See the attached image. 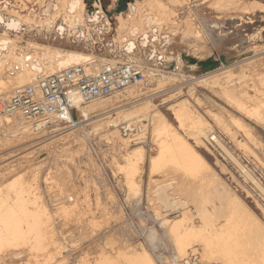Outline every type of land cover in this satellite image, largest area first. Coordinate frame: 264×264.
Masks as SVG:
<instances>
[{
    "label": "rangeland",
    "instance_id": "obj_1",
    "mask_svg": "<svg viewBox=\"0 0 264 264\" xmlns=\"http://www.w3.org/2000/svg\"><path fill=\"white\" fill-rule=\"evenodd\" d=\"M69 1L0 0V14L23 24L20 34L6 35L0 22V38L12 40V60L0 78V89L33 44L58 48L62 54L92 55L95 64L87 65L88 73H99L109 61H136L149 80L105 99L110 106L91 115L79 107L77 122L93 120L71 130L60 127L38 143L3 113L11 92L7 97L0 92V264H148V258L149 264H230L231 259V264H264V0L136 1L117 14L97 0L93 6L107 16L110 28L111 45L102 50L75 47L72 32L66 37L63 28L55 27H62L57 21L62 19L68 25L83 23L86 6L91 14L93 0H83L81 15V10H69ZM48 5L57 6L55 17L46 12ZM73 15L79 18L75 21ZM71 16L74 20L67 19ZM203 78L210 81L205 84ZM141 100L154 106L148 118L127 122L118 117L116 109L140 106ZM184 103L191 113L177 118L172 107ZM107 110L115 114L102 116ZM155 113L166 116L163 136L155 135ZM201 120L204 133L198 135L193 125ZM126 125L132 130L125 137L120 126ZM175 133L193 159L181 160L177 151L167 150L172 145L169 134ZM139 148L145 153L143 161L131 163ZM182 215L192 220L186 217L185 224ZM177 221L181 227L174 234L169 228ZM194 230L203 234L195 231L197 237ZM181 235L188 239L184 236V242ZM192 237L195 245L189 244ZM206 250V255L214 253L207 257Z\"/></svg>",
    "mask_w": 264,
    "mask_h": 264
},
{
    "label": "built area",
    "instance_id": "obj_2",
    "mask_svg": "<svg viewBox=\"0 0 264 264\" xmlns=\"http://www.w3.org/2000/svg\"><path fill=\"white\" fill-rule=\"evenodd\" d=\"M95 3L97 0H93L90 4L91 14L87 15L94 17L92 10H95L94 12L98 15H104L99 8L93 6ZM6 4L9 3L6 2ZM0 8H2V3H0ZM88 16H85L82 24L74 22L71 25L65 23L61 18L62 20L57 21L61 23L62 27H55H58V30L63 28L66 37L71 31L70 39L75 45L81 46L86 43L97 50L111 45V43H107L109 36L107 30L110 29L108 22L105 27L101 28L100 24H94L96 21H92V17L88 18L91 20L88 21L86 18ZM42 17L45 18V15ZM50 21L51 25L56 24H54L55 20ZM93 24L94 26H91ZM149 76L143 65L132 60L117 64L110 63V61L103 63L97 74L88 73L85 65H74L61 72L40 74L39 78L32 83L15 88L11 92L9 100L3 102V113L19 122V129H28L30 134L36 138L37 143L42 142L52 137L58 128L73 126L77 122L75 112L79 109L74 104L75 98L80 100V106L85 107L111 98L115 94L125 92L135 86L144 85L148 82ZM107 113L113 115L115 111L107 110L102 116ZM84 121L77 122V124ZM120 130L126 137L131 133L132 128L131 125H126L120 126ZM211 140L214 141L213 137Z\"/></svg>",
    "mask_w": 264,
    "mask_h": 264
},
{
    "label": "bare ground",
    "instance_id": "obj_3",
    "mask_svg": "<svg viewBox=\"0 0 264 264\" xmlns=\"http://www.w3.org/2000/svg\"><path fill=\"white\" fill-rule=\"evenodd\" d=\"M145 1H149V2H153L154 0H140V1H137L138 2V4H143ZM223 1H225V0H223ZM227 1V0H226ZM226 1H225V3H226ZM235 1V0H234ZM231 2H233V0H231ZM255 4V3H254ZM254 4H252V5H254ZM43 5V4H42ZM67 6H68V4H67ZM255 6V5H254ZM258 5H256V7H257ZM84 7L85 6H83V0H70L69 1V10L70 11H72L73 13L75 12H78V11H80L81 10V12H80V14H78V15H81V14H83L82 12H83V10H84ZM253 7V6H252ZM258 8V7H257ZM256 8H254L253 7V9L252 10H255ZM56 10H57V6H54V5H48V7H47V10H46V12L49 14V16H52V17H55L56 15V13L54 14V12H56ZM62 10V9H61ZM85 11V10H84ZM134 11H135V7H134V5H132L131 7H130V13H132V14H134ZM244 11H245V8H244ZM248 11V10H247ZM55 15V16H53V15ZM61 14V13H60ZM73 16H75V15H73ZM73 16H71V17H68L67 19H69V20H71V19H73ZM77 16V15H76ZM75 16V17H76ZM148 16V15H147ZM129 17V16H128ZM79 17H76L75 18V21H76V19H78ZM81 18L82 17H80V21H81ZM121 18H123L122 16H121ZM44 19V18H43ZM46 19V18H45ZM74 20V19H73ZM83 21V20H82ZM100 21V20H99ZM0 22H2L3 23V26H4V31H5V33H6V35L8 34V33H10V32H14V33H18V34H20L19 32H21L22 30H23V28H22V26H23V24L21 23V21L20 20H18V19H16V18H8V19H6V18H4L1 14H0ZM28 22V21H27ZM69 22V21H68ZM123 22V21H122ZM70 23V22H69ZM156 24V23H155ZM155 24H153V25H155ZM158 24V23H157ZM152 24L150 23V25H148V26H151ZM147 26V27H148ZM156 26V25H155ZM154 27V26H153ZM149 29V28H148ZM141 30V29H140ZM145 30V29H144ZM134 31V30H133ZM135 33V32H134ZM133 33V34H134ZM137 33H139V31L137 32ZM1 36V35H0ZM3 36V35H2ZM11 43H12V40L10 39V38H0V78H1V80H2V78H3V75H4V70H5V67H6V64L7 63H9L10 62V59L11 58H9V56L11 57L12 55H10L11 54V51H12V49H11ZM32 45V44H31ZM33 45H35V46H33L34 47V49H33V51L31 52V53H29V54H27V55H25V57H24V60H20L19 61V64H18V66L17 67H15L14 68V72H16V75H15V73H14V75H12L11 77H10V75H9V78H11L10 80H8V81H2V84L3 83H8L7 85L5 84V86L3 87H1V93H2V96L4 95V97H7V96H9V94H10V92H12L11 90H12V87L13 86H15V85H18V86H20V84H24V83H26V84H28L29 82H33V81H31L34 77H36V76H38L39 74H43L44 72H47V71H50V70H53L54 68L55 69H59V71H60V69H63V68H69V66L71 67V65L72 64H74V63H80V64H85L86 66L88 65V64H95V61H93V57H92V55H87V54H84V53H82V52H79V51H68L66 54H62L61 52V50L60 49H58V48H54V47H51V46H49V45H46V44H43V45H36V44H33ZM27 49V48H26ZM131 50V49H130ZM9 52H10V54H9ZM5 53H7V54H5ZM12 60V59H11ZM91 66H93V65H91ZM91 69V68H90ZM22 70V71H21ZM46 70V71H45ZM56 71V70H55ZM2 72V73H1ZM52 72H54V71H51L50 72V74L52 73ZM19 73V74H18ZM48 73V72H47ZM208 76H210V75H206L205 77H208ZM204 77V78H205ZM201 78V77H200ZM203 78V80L201 81V82H203V83H205V82H209L210 81V78H208V79H204ZM11 80H13V81H11ZM22 84V85H23ZM206 84V83H205ZM207 84H209V83H207ZM24 86V85H23ZM129 90V89H128ZM128 90H126L125 92H121V93H118V94H126L127 93V91ZM1 95V94H0ZM116 95V94H115ZM1 96V97H2ZM3 98V97H2ZM146 100V99H145ZM148 100V99H147ZM142 101V100H141ZM80 100H78V98H75V102H74V104H75V106H77L78 108L79 107H81L80 106ZM141 105L138 107L137 105L136 106H133V107H130V108H128V109H123V110H118V109H116V113H117V115H118V117H120L121 116V119L122 120H126L127 122H130V121H132V120H136V121H141V120H143V119H146V118H148L147 116H148V114L151 112V110L153 109V107L154 106H152V104H150L149 102H147V101H142V103H140ZM110 106V103H109V101L107 100H103V101H98V102H95V103H92V104H89V105H87V106H85V107H82V111H83V113L85 114V115H91V114H93V113H95V112H97L98 110H100L101 108H103V107H105V108H107V107H109ZM1 108V107H0ZM172 109H173V111H174V113L176 114L175 116H177V118H181L183 115H184V113L183 112H186L187 113V115L188 114H190L191 113V110H190V106H188L186 103H184V105H182V106H180V105H176L175 107H172ZM190 110V111H189ZM115 111V110H114ZM110 114V113H109ZM107 115V114H106ZM116 115V116H117ZM186 115V114H185ZM184 115V116H185ZM101 115H99L98 117H100ZM97 116L96 117H93V118H98ZM105 117V116H104ZM184 118V117H183ZM119 119V118H118ZM153 119V124L155 125V135H157V137H159V136H163V132H164V129H165V127L167 126L166 124H167V119H166V116L165 115H163V114H160V113H155V115H154V117L152 118ZM185 119V118H184ZM91 120H93V119H90V118H88L86 121H84V122H88V121H91ZM115 120V119H114ZM113 120V121H114ZM181 120V119H180ZM98 121H100V120H98ZM98 121H94V122H98ZM194 121V120H193ZM199 121V120H198ZM93 122V123H94ZM102 122V121H101ZM202 120H201V122H194L195 124L193 125L194 126V130H196V133L198 134V135H201V134H203L204 133V131L202 130V128H201V125H200V123L202 124ZM204 123V122H203ZM81 123H79V124H77V122H75L74 124H73V126H71L70 127V130H71V128H74V127H80L81 125H80ZM98 124V123H97ZM190 124V123H189ZM104 125V124H103ZM182 125V124H181ZM202 125H204V124H202ZM96 126V125H95ZM102 126V125H101ZM133 126H134V124H133ZM183 126V125H182ZM228 127V126H227ZM204 128V127H203ZM205 129V128H204ZM21 130V129H20ZM28 130H24L23 131V133L24 132H27ZM153 131V130H152ZM153 132V133H154ZM71 133V132H70ZM193 133H194V131H193ZM62 134V133H61ZM114 134V133H113ZM115 134H117V132L115 133ZM191 134V133H190ZM195 135V134H194ZM68 136H69V134H68ZM117 136V135H116ZM119 136V135H118ZM170 136H171V138H170ZM190 136V135H189ZM113 137V136H112ZM157 137H155V138H157ZM60 138V137H59ZM121 138V137H120ZM162 138V137H161ZM169 138H170V140L172 139V141H171V143H172V145H171V147H169V149H167V150H173V151H177L178 152V154H180V159L181 158H188V157H191L192 159H193V155L191 154V152H189V151H191L190 149H185V144H183L182 143V140L179 138V137H177V135H176V133L175 134H169ZM160 139V138H159ZM160 140H162V139H160ZM213 140L214 141H216V143L218 144V143H220L218 140H217V138L216 137H213ZM119 141V140H118ZM122 141V140H121ZM155 141V140H154ZM199 141H201V140H199ZM157 142V141H156ZM173 143H177V145H173ZM128 144V143H127ZM163 144V143H162ZM221 144V143H220ZM126 145V144H125ZM185 145V146H184ZM120 146V145H119ZM160 146H162L161 145V142H160ZM169 146H170V144H169ZM222 145H220V147H221ZM125 147V146H124ZM165 147V146H164ZM164 147H162V148H164ZM188 148V147H187ZM165 149V148H164ZM162 150V149H161ZM167 150H165V151H167ZM189 150V151H188ZM225 150V149H224ZM226 151V150H225ZM34 152V151H33ZM134 153H133V156H130L131 157V159H129V158H127V159H129V161L131 162V163H137V162H141V161H143V156H144V151H141V148H139V149H135L134 151H133ZM163 152L164 151H162L161 153L163 154ZM228 152V151H227ZM192 153H194V152H192ZM166 155L168 154V157L170 156L169 155V153H165ZM173 154H174V152H173ZM174 155H176V154H174ZM195 155H196V153H195ZM162 156H164V155H162ZM228 156V155H227ZM165 157V156H164ZM167 157V159H169ZM173 157V156H172ZM195 157V156H194ZM197 157V156H196ZM232 157V156H231ZM178 158H179V156H178ZM177 158V159H178ZM198 158L199 157H197V159H196V161L198 160ZM171 159V158H170ZM169 159V160H170ZM180 159H178V160H180ZM188 159H190V158H188ZM165 160H166V158H165ZM175 160V159H174ZM182 160V159H181ZM199 160H200V158H199ZM198 160V161H199ZM168 161V160H167ZM172 161V160H171ZM170 161V162H171ZM191 161V160H190ZM194 161V160H193ZM192 161V162H193ZM195 161V162H196ZM197 161V162H198ZM129 162V163H130ZM176 162V161H175ZM201 162V160L198 162V164ZM128 163V162H127ZM165 163V162H164ZM173 163V162H172ZM193 164H195V163H193ZM23 165V164H22ZM134 165V164H133ZM137 165V164H136ZM129 166V165H128ZM132 166V165H131ZM139 166V165H138ZM187 166V165H186ZM195 166H196V164H195ZM198 166V165H197ZM196 166V167H197ZM136 167V166H135ZM199 167V166H198ZM131 169H135V168H133V167H130ZM130 168H128L129 170H130ZM177 168V167H176ZM182 168V167H181ZM138 169V168H137ZM136 169V170H137ZM167 169V168H166ZM189 169V168H188ZM242 169H243V167H242ZM162 170V169H161ZM170 170H172V169H169V172H171ZM193 170V169H192ZM190 171V170H189ZM196 171V170H195ZM167 173H168V170L166 171ZM183 172V171H182ZM244 172H246V171H244ZM164 173V172H163ZM174 173V172H173ZM180 173V172H179ZM184 173V172H183ZM248 172H246V174H247ZM169 174V173H168ZM184 174H186V173H184ZM142 175V174H141ZM176 175V174H175ZM181 175V174H180ZM187 175H189L188 173H187ZM187 175L185 176V177H187ZM132 176V175H131ZM134 176V175H133ZM132 176V177H133ZM210 176V175H209ZM252 177V176H251ZM250 177V178H251ZM169 178H170V176H169ZM174 178V177H173ZM198 178V177H197ZM134 179V178H133ZM179 179V178H178ZM180 179H182V178H180ZM251 180H253V179H251ZM255 180V179H254ZM253 180V181H254ZM164 181V180H163ZM184 181V180H183ZM250 181V180H249ZM172 182V181H171ZM182 182V181H181ZM256 182V181H255ZM155 183H157V181H155ZM167 183V182H166ZM186 183V182H185ZM138 184V183H137ZM160 184V183H159ZM156 185V184H155ZM184 185V184H183ZM197 185V184H196ZM222 185V184H221ZM258 184H256V186H257ZM153 186V185H152ZM255 186V187H256ZM260 186V185H259ZM172 187H174V186H172ZM180 187V186H179ZM185 187V186H184ZM183 187V188H184ZM187 187V186H186ZM195 187V186H194ZM203 187V186H202ZM258 187V186H257ZM189 188V187H188ZM225 188V187H224ZM159 189V188H158ZM187 189V188H186ZM197 189V188H196ZM222 189H223V187H222ZM156 190V189H155ZM173 190V189H172ZM177 190H178V188H177ZM260 190H261V192L264 194V191H262V187L260 186ZM151 191V190H150ZM173 191H176L175 190V188H174V190ZM181 191H183V190H181ZM188 191V190H187ZM192 191V190H191ZM200 191V190H199ZM157 192V191H156ZM164 192V191H163ZM177 192V191H176ZM180 192V191H179ZM193 192V191H192ZM226 191H224V193H225ZM160 193V192H159ZM170 193V192H169ZM171 195H173L174 194V192H172L171 191ZM182 193V192H181ZM180 193V195H183V194H181ZM183 193H184V191H183ZM200 193V192H199ZM223 193V195H227L226 193L224 194ZM178 193H176V195H177ZM193 194V193H192ZM205 194V193H204ZM179 195V194H178ZM185 195H187V194H185ZM189 195H191L190 193H189ZM174 196V195H173ZM192 196V195H191ZM198 196H199V194H198ZM175 197V196H174ZM195 197V196H194ZM197 197V196H196ZM183 198V197H182ZM198 199H200V198H198ZM201 199H202V197H201ZM232 199V198H231ZM196 201H197V199H195ZM194 200V201H195ZM223 200H225V199H223ZM228 200V199H227ZM202 201V200H201ZM209 201V200H208ZM229 201V200H228ZM231 201V200H230ZM65 203V202H64ZM154 203H155V200H154ZM195 203V202H194ZM212 203V202H211ZM59 204V203H58ZM61 204V203H60ZM189 204V203H188ZM197 204V203H196ZM203 204V203H202ZM155 205V204H154ZM190 205V204H189ZM192 205V204H191ZM59 206H61V205H59ZM242 206V205H241ZM221 207V206H220ZM243 207V206H242ZM258 207V206H257ZM236 208V207H235ZM241 208V207H240ZM157 209H159V207H157ZM160 209H162V208H160ZM227 209H229V208H227ZM203 210V209H202ZM201 210V211H202ZM231 210V209H230ZM241 211H243L242 209H240ZM240 210H239V212H240ZM262 210V209H261ZM158 211V210H157ZM189 211V210H188ZM188 211H187V213H188ZM159 212V211H158ZM161 212V211H160ZM184 212V211H183ZM182 212V213H183ZM186 212V211H185ZM184 212V213H185ZM203 212V211H202ZM245 212V211H244ZM119 213V212H118ZM182 213H180V214H182ZM183 213V214H184ZM207 213H208V211H207ZM206 213V214H207ZM242 213V212H241ZM167 214V213H166ZM189 214V213H188ZM199 214H200V212H199ZM205 214V213H204ZM204 214H202V215H204ZM214 214V213H213ZM165 215V214H164ZM185 215V214H184ZM184 215H182V216H184ZM201 214H200V216H202ZM208 215V214H207ZM206 215V216H207ZM192 216V215H191ZM205 216V215H204ZM187 218L189 217L188 215L186 216ZM185 216H184V218H182V219H184L185 220V218H186ZM211 219H212V217L211 216H209ZM208 217V218H209ZM253 217V216H252ZM186 218V219H187ZM191 218V220H192V217H189V219ZM202 218V217H201ZM208 219V221L209 220H211V219ZM219 219V218H218ZM204 220H206V218L204 217ZM245 220V219H244ZM189 221V220H188ZM187 220H185V224L188 222ZM255 221V220H254ZM179 222V223H178ZM182 222H183V220H182ZM181 222V223H182ZM210 222V221H209ZM212 222V221H211ZM247 222V221H246ZM168 224V223H167ZM183 224H184V222H183ZM211 224V223H210ZM213 225V224H212ZM224 226V225H223ZM181 227V224H180V221H177V223H174V224H172L171 226H170V228H169V230H171L172 232H174V234H176L175 232H177V234L179 233L178 232V230H179V228ZM182 229V228H181ZM236 229V228H235ZM253 229H255V228H253ZM184 231H185V229H183ZM180 231V230H179ZM195 231L196 230H194L193 232H194V234H196V236L198 237V234H200L201 232H203V231H201L200 233H198L197 231V233H195ZM190 232V231H189ZM192 232V231H191ZM191 232H190V235H191ZM192 232V233H193ZM214 232V231H213ZM248 232V231H247ZM261 232V235L262 236H264V234H262V233H264V230H262V231H260ZM252 233V232H251ZM172 234V233H171ZM184 234V233H183ZM186 234V233H185ZM201 234H203V233H201ZM207 234H208V232H207ZM207 234L205 235V233H204V235H205V238L207 239ZM236 234V233H235ZM256 234V233H255ZM260 234V233H259ZM180 235V234H179ZM179 235H177V237H179ZM189 235V234H188ZM190 235L189 236H187L188 238L190 237ZM204 235H203V238H204ZM209 235V234H208ZM215 235V234H214ZM175 237H176V235H174ZM185 236V235H184ZM184 236H182L181 235V238L183 239V241L185 240L184 239ZM192 236H193V234H192ZM195 236V235H194ZM195 236V237H196ZM201 236V235H200ZM210 236V235H209ZM238 236V235H237ZM255 236V235H254ZM260 236V235H259ZM186 237V236H185ZM186 237V238H187ZM225 237V236H224ZM240 237H242V236H240ZM181 238H179V239H181ZM187 238V239H188ZM200 238V240H202L201 238L202 237H199ZM198 238V239H199ZM177 240H178V238H176ZM187 239H186V241H187ZM193 239V237L190 239V241ZM197 239V240H198ZM248 239V238H247ZM197 240L195 241V242H197ZM200 240H198V242L197 243H200L199 241ZM217 240V239H216ZM253 240V239H252ZM179 241V240H178ZM181 241V240H180ZM182 241V242H183ZM204 241V240H203ZM6 242H7V240H6ZM185 242V241H184ZM183 242V243H184ZM202 242V241H201ZM205 242V241H204ZM221 242V241H220ZM257 242V241H256ZM191 243H194V240H192L189 244H191ZM197 243H196V245H197ZM214 243V242H213ZM264 243V242H263ZM186 245H187V242L185 243ZM184 244V245H185ZM188 244V245H189ZM202 244L204 245L205 243H203L202 242ZM210 244V243H209ZM209 244H206V245H208L207 247H208V249L209 248H212L211 247V245H209ZM137 245V244H136ZM194 245H195V243H194ZM200 245H201V243H200ZM206 245H204V247H206ZM183 246V245H182ZM192 246V245H191ZM198 246V245H197ZM210 246V247H209ZM217 246V245H216ZM143 247H144V245H143ZM187 247V246H186ZM188 247H190V245L188 246ZM206 247V248H207ZM141 248V247H140ZM203 248V247H202ZM205 248V249H206ZM181 249V248H180ZM242 249V248H241ZM182 250H183V248H182ZM185 250H186V248L184 249V252H185ZM204 250V249H203ZM238 250H240V249H238ZM248 250V249H247ZM142 251H143V248H142ZM141 251V252H142ZM234 252H235V250H233ZM144 252V251H143ZM183 252V253H184ZM205 252H208V250H206V251H204V254H205ZM237 252V251H236ZM240 252H241V250H240ZM245 252V251H244ZM211 252H209L208 254H210ZM212 253H214L213 252V250H212ZM211 253V254H212ZM246 253V252H245ZM244 253V254H245ZM248 253V252H247ZM255 253V252H254ZM143 254V253H142ZM207 254V255H208ZM216 254V253H215ZM206 255V254H205ZM206 255V256H207ZM250 255V254H249ZM144 257L146 256V253L143 255ZM242 256V255H241ZM244 256V258H245V255H243ZM247 256V255H246ZM146 257H148V256H146ZM145 257V258H146ZM208 257V256H207ZM207 257L205 258V259H207ZM210 258H208V260L209 259H211L212 260V257H213V255L211 256H209ZM221 258V257H220ZM235 258V257H234ZM250 258V257H249ZM144 259V258H143ZM214 259V258H213ZM223 259V258H222ZM235 259H237V257L235 258ZM246 259H247V257H246ZM134 260H136V259H134ZM148 260H151V258L149 259H147V261L146 262H148V264H149V262L150 261H148ZM207 260V261H208ZM210 260V261H211ZM230 260V259H229ZM234 260V259H233ZM248 260V259H247ZM247 260H243V261H247ZM139 261V260H138ZM141 261V260H140ZM144 261V260H143ZM240 261V260H239ZM234 262H236V261H234ZM151 263V262H150ZM211 263V262H210ZM230 264L231 263H233L232 262V259H231V262H229ZM136 264V263H135ZM143 264V263H142ZM146 264V263H145ZM201 264V263H200Z\"/></svg>",
    "mask_w": 264,
    "mask_h": 264
},
{
    "label": "crops",
    "instance_id": "obj_4",
    "mask_svg": "<svg viewBox=\"0 0 264 264\" xmlns=\"http://www.w3.org/2000/svg\"><path fill=\"white\" fill-rule=\"evenodd\" d=\"M103 2H104V4H105V8H106V10H107V12H110V11H113V12H115V14H117V13H123L124 12V8H125V6H127L128 4H133V2H136V1H138V0H102ZM86 3V2H85ZM87 5V4H86ZM124 7V8H123ZM91 9V8H90ZM122 11H121V10ZM87 11H88V7L86 6V13H87ZM93 11V14L95 15L94 17H92V21H96V23H94V24H100V26H101V28H103V27H105L106 26V24H107V22H108V20H107V16L106 15H103V14H100V15H98V14H96V12H94L95 10H92ZM85 13V15H84V18H85V16L88 14H86ZM89 15V14H88ZM87 15V16H88ZM91 17L90 16H88V17H86L87 19L88 18H90L91 19ZM100 20V21H99ZM94 24L93 25H91V26H94ZM89 28H91V27H89ZM88 30H90V29H88ZM127 42V41H126ZM135 44V43H134ZM84 45H87L86 43L84 44ZM124 50H126V47L125 48H123ZM76 65H82V64H76ZM83 65H85V64H83ZM195 65H200V63H196ZM74 66V65H73ZM70 67V66H69ZM72 67V66H71ZM85 67H86V70H88L87 69V66L85 65ZM67 69V68H66ZM59 70V69H58ZM65 70V69H64ZM22 71V70H21ZM61 71H63L62 69H60V71H58V72H61ZM14 73H15V75H16V72H13V74L12 75H14ZM55 73H57V72H55ZM19 74V73H18ZM47 74H50V73H43V75H47ZM51 74H53V73H51ZM39 76H40V74L38 75V76H36V77H34L31 81H34V80H36L37 78H39ZM30 83H32V82H29L28 84H30Z\"/></svg>",
    "mask_w": 264,
    "mask_h": 264
},
{
    "label": "flooded vegetation",
    "instance_id": "obj_5",
    "mask_svg": "<svg viewBox=\"0 0 264 264\" xmlns=\"http://www.w3.org/2000/svg\"><path fill=\"white\" fill-rule=\"evenodd\" d=\"M46 10V9H45ZM45 12V11H44ZM46 31V30H45ZM75 47H78V46H80V45H75V44H73Z\"/></svg>",
    "mask_w": 264,
    "mask_h": 264
},
{
    "label": "water",
    "instance_id": "obj_6",
    "mask_svg": "<svg viewBox=\"0 0 264 264\" xmlns=\"http://www.w3.org/2000/svg\"><path fill=\"white\" fill-rule=\"evenodd\" d=\"M88 21H91V20L88 19ZM135 49H136V48H135Z\"/></svg>",
    "mask_w": 264,
    "mask_h": 264
}]
</instances>
